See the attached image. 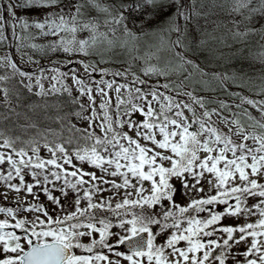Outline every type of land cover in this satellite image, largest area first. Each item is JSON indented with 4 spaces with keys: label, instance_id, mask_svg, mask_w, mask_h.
Here are the masks:
<instances>
[{
    "label": "snow or ice",
    "instance_id": "6c2138e0",
    "mask_svg": "<svg viewBox=\"0 0 264 264\" xmlns=\"http://www.w3.org/2000/svg\"><path fill=\"white\" fill-rule=\"evenodd\" d=\"M227 14L235 43L264 49V0ZM200 15L196 0H0V44L11 28L17 51L63 57L0 56V264H264V76L202 67L223 41H189ZM134 29L158 36L137 70L114 59ZM39 37L54 39L23 43Z\"/></svg>",
    "mask_w": 264,
    "mask_h": 264
},
{
    "label": "rangeland",
    "instance_id": "374dc122",
    "mask_svg": "<svg viewBox=\"0 0 264 264\" xmlns=\"http://www.w3.org/2000/svg\"><path fill=\"white\" fill-rule=\"evenodd\" d=\"M185 2L190 3L191 0H185ZM230 3L232 4V1H230ZM17 16L21 17L23 19H28L31 21V20H36L38 18H41L43 16V12L37 11L35 9L31 10V11L17 10ZM237 19H238V17H237ZM231 20H232V17H230L227 14V11H225L224 14L221 15V19L217 21L218 22L217 25L215 23H204L202 25L203 30H206L209 26H213L214 27V30L212 33L213 36H218L223 41L222 44H214V42H213L214 52L212 54L206 52V57L208 59L212 60V63L209 65V68L214 72L227 73V74H238L237 72L233 71V69H231L229 67H230L231 62L233 61L232 58L234 56L238 55V53L240 52V48L243 47V43H235L231 39V32L236 30L235 28H233ZM192 21H195V19H192ZM9 23L10 24L12 23L11 18H9ZM181 24H183V21H181ZM129 27H131V25H129ZM188 27L189 26L187 24L189 41L191 42L192 40L190 38L193 37L194 32H192L190 29H188ZM137 30L138 29H134V31H136V32H137ZM11 31H12L11 28H9L8 34L10 36V42H5L4 44H0V56H3L5 54L10 53L11 56L13 57V59H15V61L17 62V64H19L25 70L32 71L38 66H45L46 67L52 61H58V60L63 59L62 56H57V55H54L51 53H49V58H45L42 53H38L35 50L30 49V48H23L21 51H17L16 45L20 44L21 42L16 40V39L11 38ZM16 32L21 33L22 30L19 27H17ZM28 32H30L32 35L36 34L35 29H29ZM24 35L27 36V33H24ZM137 36H138L137 40L128 41L127 37L123 36L121 33L118 32L117 33V39L120 40L121 42L128 41V43H127L125 48L116 49V52L118 54L114 57V59H116V60L127 61L128 63L132 64L133 70L139 69L144 63L143 59H136L135 62L133 63V58L143 57L145 55V53H147L149 50L155 51V49L151 48V45L153 43L157 42V39H158V36L155 32H153V34L151 36H145V35L137 32ZM200 38H202V36H200ZM52 39H54V38H52V37H48V38L39 37L35 40L25 39L23 41V43H25V44L36 43L38 45L46 46L49 43V41ZM172 39H175L174 34L172 36ZM260 42L264 43V40H262ZM25 52L28 53V55H31L34 60L38 61V64H33L31 62H28V55H24ZM119 55H122V56L119 57ZM159 55L163 57L166 55V53L161 51L159 53ZM198 57H199V59L197 62L200 63L201 66L203 67L206 63V59L203 63L202 62V60H203L202 56H198ZM216 60H222L223 61L222 69L214 68V66H215L214 62ZM150 63H156V60L153 59L150 61ZM101 66L114 70L116 68L126 67L127 64L116 63L114 65L113 64H103ZM246 75L249 76L251 79L256 80V81H257V79L259 80L261 77L258 74V72L254 71V70L251 74L246 73ZM263 75H264V73H263ZM69 83H71V81H69ZM46 86H47V83H46ZM229 86H231V89H230L231 91H238V89H236L234 86H232V85H229ZM200 94L201 95H212L211 93H200ZM219 95H221L222 98L227 99V97L223 96V94H219ZM245 95H248V93L245 92ZM57 195H58V193H57ZM29 199H31V197H29ZM40 199H41V201H43L45 198L43 195H41ZM178 200H179V198H178ZM179 202L183 203V201H179ZM0 203H3V201L0 200ZM225 222L227 223L228 221H225Z\"/></svg>",
    "mask_w": 264,
    "mask_h": 264
},
{
    "label": "trees",
    "instance_id": "16d2710c",
    "mask_svg": "<svg viewBox=\"0 0 264 264\" xmlns=\"http://www.w3.org/2000/svg\"><path fill=\"white\" fill-rule=\"evenodd\" d=\"M223 0H196L197 11L201 13L199 17H194L195 21H190L188 26L192 32H194L193 37L190 38L191 40L197 39L200 37V33L203 30L204 23H215L217 25V21L221 19V15L224 14L225 9L224 6H220ZM220 4V5H219ZM200 5H205L206 7L201 8ZM205 13L207 16H205ZM191 26V27H190ZM214 27L209 26L206 31L213 33ZM264 49L258 47L256 43L245 44L242 48H240V52L238 55L234 56L232 59L233 61L230 64L231 69L239 74L240 70H243V73L251 74L254 71H257L258 74L262 77L264 76V58L261 56V52ZM197 56H202L204 63L206 57V52L197 53ZM194 59L196 57H193ZM214 62V61H213ZM214 68L222 69L223 61L216 60ZM260 77V78H261ZM257 81H259L257 79ZM231 89V86H229ZM75 95V93H74ZM29 99H36L35 97H31Z\"/></svg>",
    "mask_w": 264,
    "mask_h": 264
}]
</instances>
